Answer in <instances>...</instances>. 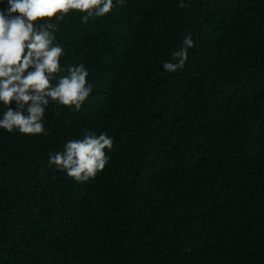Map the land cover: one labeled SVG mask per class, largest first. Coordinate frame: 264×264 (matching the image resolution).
Listing matches in <instances>:
<instances>
[{"label":"trees","instance_id":"1","mask_svg":"<svg viewBox=\"0 0 264 264\" xmlns=\"http://www.w3.org/2000/svg\"><path fill=\"white\" fill-rule=\"evenodd\" d=\"M183 2L55 21L62 66L84 64L93 92L50 101V135L0 129V264H264V0ZM85 129L114 144L81 183L49 153Z\"/></svg>","mask_w":264,"mask_h":264},{"label":"clouds","instance_id":"2","mask_svg":"<svg viewBox=\"0 0 264 264\" xmlns=\"http://www.w3.org/2000/svg\"><path fill=\"white\" fill-rule=\"evenodd\" d=\"M125 2L115 0L117 5ZM188 6L183 0L178 4L181 9ZM113 8L114 0H7L6 8L0 10V104L6 109L0 129L50 135L44 123L50 101L80 110L93 92L89 72L84 64L62 66L65 53L56 42L59 25L55 21L79 12L86 24ZM193 46L194 41L185 36L183 46L173 53L175 62H164V70L182 69ZM113 144L106 133L96 135L85 129L82 139L68 140L63 151L49 153V163L75 181L87 182L105 169L109 162L105 149L111 150Z\"/></svg>","mask_w":264,"mask_h":264}]
</instances>
